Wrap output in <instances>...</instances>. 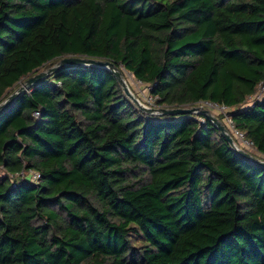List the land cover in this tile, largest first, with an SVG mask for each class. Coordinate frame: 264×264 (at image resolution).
I'll return each instance as SVG.
<instances>
[{"label":"trees","instance_id":"obj_1","mask_svg":"<svg viewBox=\"0 0 264 264\" xmlns=\"http://www.w3.org/2000/svg\"><path fill=\"white\" fill-rule=\"evenodd\" d=\"M66 56L155 108L224 105L264 155V0H0V102ZM0 264H264V167L203 114L63 67L0 111Z\"/></svg>","mask_w":264,"mask_h":264},{"label":"water","instance_id":"obj_2","mask_svg":"<svg viewBox=\"0 0 264 264\" xmlns=\"http://www.w3.org/2000/svg\"><path fill=\"white\" fill-rule=\"evenodd\" d=\"M66 66H96L100 68H106L115 76L119 82L124 94L142 111L148 114H169V115H180V114H192L198 113V108L196 107H175V108H152L146 107L139 102L138 98L131 92L128 87L126 80L124 79L122 73L119 71V68L114 64V62L107 59H96L91 57H81V56H66L59 59L55 65L49 67L46 71L37 72L32 76H29L23 85L13 90L9 95H7L4 100L0 102V111L7 107L14 99H16L20 94L25 90L30 88L33 84L39 82L40 80L48 77L50 74L55 72L58 69H61ZM203 114V112H201ZM208 118L214 123L217 129L221 132L224 139L230 144V146L243 158L261 165L264 167V160L254 156L248 151L239 148L236 146L232 136L230 135L228 128L225 124L218 121L215 117L209 116Z\"/></svg>","mask_w":264,"mask_h":264},{"label":"rangeland","instance_id":"obj_3","mask_svg":"<svg viewBox=\"0 0 264 264\" xmlns=\"http://www.w3.org/2000/svg\"><path fill=\"white\" fill-rule=\"evenodd\" d=\"M163 1H168V0H163ZM55 63H52L48 67L41 68L40 70H38V72L46 71L49 67L55 65ZM119 71L122 73L124 79L126 80V83H127L128 87L130 88L131 92L138 98L139 102L142 103L146 107H150L151 106L152 108L153 107L155 108V106H152V105H154L156 102H154V104H151V105L148 106V103L150 102L151 97H150V95L147 92V89L145 87L146 84H143V83L137 81V79H135L134 76L131 73H129L126 70H124L123 67H121V68L119 67ZM26 79L27 78H24V80H21L18 83V85L14 88V90L17 89L18 87H20L21 85H23ZM261 97H262V89L259 86L257 88L256 92L252 96H249L246 99V102H244L243 106L251 105L253 100H257V99H259ZM193 106L198 108L197 109L198 113H196V114H201V112H203V115H205L206 117H208V115L212 116V117H215L218 121H220L221 123L225 124V126L228 128V131H229L230 135L232 136L234 142L236 143V146H238L239 148L244 149V150L248 151L249 153L253 154L254 156L264 160V155L259 153L251 145L250 142L246 141L241 133H238V132H236L235 129H233V127H232V125L230 123V120L227 117L228 116L227 113L224 114V112L221 111L220 109L212 108V107H210L208 105L207 102H202V101H200V102H198V103H196L194 105H190V106H186V107L189 108V107H193ZM227 111H228V109H227ZM220 116H222L223 119H222V117L220 118Z\"/></svg>","mask_w":264,"mask_h":264},{"label":"built area","instance_id":"obj_4","mask_svg":"<svg viewBox=\"0 0 264 264\" xmlns=\"http://www.w3.org/2000/svg\"><path fill=\"white\" fill-rule=\"evenodd\" d=\"M138 81V80H137ZM140 82V81H139ZM142 83V82H141ZM145 87H146V85H145ZM146 89H147V92H148V88L146 87ZM150 97H151V100H150V104L148 103V106L149 105H151V104H154V102H155V100H156V98L157 97H154V96H151L150 95ZM208 103V105L210 106V107H212V108H217V109H220L221 111H223L224 112V114H225V112L227 111V107L226 106H224V105H219V104H217V103H214V102H207ZM147 105V104H146ZM152 106H156V104H154V105H152ZM151 107V106H150ZM219 107V108H218ZM34 115L35 116H38L39 115V112H37V111H35L34 112ZM236 132H238V131H236ZM239 133V132H238ZM25 174H28L29 176H30V178L32 179V180H36V179H38L39 178V173L38 172H35V171H28V172H24Z\"/></svg>","mask_w":264,"mask_h":264}]
</instances>
